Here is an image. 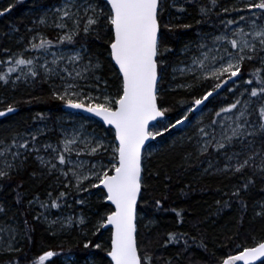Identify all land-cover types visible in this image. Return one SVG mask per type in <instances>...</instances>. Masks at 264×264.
<instances>
[{
    "label": "snow or ice",
    "instance_id": "1",
    "mask_svg": "<svg viewBox=\"0 0 264 264\" xmlns=\"http://www.w3.org/2000/svg\"><path fill=\"white\" fill-rule=\"evenodd\" d=\"M172 2L174 5L175 0ZM229 3L230 7L220 0H211L213 8L220 9L217 16L221 13L236 15L231 19L221 17L223 28L218 30L219 34L201 33L197 43L199 55H194L189 65L179 69L169 63L172 49L166 40L173 28L187 29L192 25L164 21L168 0H58L45 6L43 15L33 23L59 29L56 46L67 43L76 47L71 53L52 52L50 61L41 55H25L47 53L54 47L53 41L43 36L35 43L34 35L22 50L7 60H0V64L7 65V72L0 74V86L15 88L17 82L48 84L54 100L67 109L98 118L102 126H108L104 131L110 132L112 139L95 128L89 131L84 123L74 127L71 134L61 129L62 139L56 144L39 141L45 134L41 128L15 133L10 140L0 138V185L5 189L13 188L16 204L24 203L26 180L37 183L54 180L56 185L66 189L58 190L54 197L53 191L57 189L49 184L47 202L38 195L28 200L29 207L38 201L46 212L62 208L69 195L74 194V202L79 205H85L88 197L96 195L106 206L102 214H96L94 234L102 230L109 233L108 264H151V258L141 252L138 239V204L151 175L146 157L148 142L183 126L189 121L190 113L206 106L205 102L214 93L218 96L220 90L228 86L227 90L236 99L215 115H231H225L222 121L213 119L207 126H200L203 121H198L194 131L181 138L189 143L194 141L195 153L185 152L182 160L190 167L195 166L193 158L199 164H206L200 170L204 176H219L229 181L233 177L240 178L239 183L232 185L230 194L225 193L230 200L224 201L223 207H230L232 199L239 203L240 227L243 228L248 208L244 196L257 183L264 185V76L261 75L264 72V0H229ZM14 6L9 3L0 10V17L10 13ZM213 8L199 6L201 18L196 23H210ZM28 30L38 33L37 29ZM102 33L107 42V73L111 78L105 72L104 61L91 49L93 40L101 39ZM4 51L10 52V49ZM182 51L187 53L190 46L185 45ZM246 65H254L247 73L249 79H245ZM169 67L173 73L179 71L181 76L192 77L193 82L176 85L179 88L193 89L198 83L213 81L211 90L205 89L199 98H194L193 106L174 123L167 119L170 109L163 102L168 92L164 82ZM13 74H16L14 78ZM243 85L251 87L241 90ZM15 111L13 105H8L0 111V117ZM176 146L177 141H173L171 149ZM221 157L224 164L219 167ZM32 161L37 164L36 168L31 167ZM94 189L99 192H93ZM257 203L259 210L254 209V214L264 221V202ZM155 205L161 206V201L156 200ZM0 212L6 214V209L0 207ZM41 217L48 219L44 213L35 219L41 221ZM66 220L69 226L75 222L71 216ZM58 222L63 229L64 222L59 218L49 224L48 230L53 235L56 229L52 226ZM79 223L84 224L83 216ZM178 239L179 236L169 234L167 243ZM89 243L84 247L88 248ZM94 247L101 249L102 245L96 243ZM8 250L21 249L9 243ZM184 250H187V241ZM57 255L55 251H46L33 264H45ZM8 264H23V261L9 260ZM51 264H57L56 260H51ZM67 264H71V257L67 258ZM216 264H264V236L252 237L250 245H236L222 254Z\"/></svg>",
    "mask_w": 264,
    "mask_h": 264
},
{
    "label": "trees",
    "instance_id": "2",
    "mask_svg": "<svg viewBox=\"0 0 264 264\" xmlns=\"http://www.w3.org/2000/svg\"><path fill=\"white\" fill-rule=\"evenodd\" d=\"M31 1H34V5H31ZM55 1L58 0H0V10L9 3L15 5L10 13L0 17V60H7L10 53L15 50V43L9 34L12 25L19 30L16 31L19 36L28 39L24 31L25 24L30 22L26 18V13L40 5L49 6ZM220 3L228 4L230 7L229 0H220ZM199 6L213 8L211 0H177L174 5L172 0H168L164 21H170L173 25H192L187 29L173 28L168 34L166 43L172 49V53L169 54V63L172 66L180 61V51L187 42L200 38L201 33L222 29L221 17L230 19L234 16V13L232 16L223 13L217 16L216 13L220 9L213 8L210 23L197 24L196 21L201 18ZM173 17H179L182 20L173 19ZM213 24L215 27H212ZM46 33L53 40L54 32L51 30ZM101 36V39L93 40L91 49L104 61L107 73V42L103 38V33ZM5 48L10 49V52L4 51ZM253 67L254 65L245 66V79L251 78L247 73ZM5 72H7V65L0 64V74ZM107 75L111 78L110 73ZM261 75L264 76V72H261ZM164 87H166V80ZM208 88L211 86L192 93L181 89L168 90L163 97L165 106L170 109L167 119L174 123L179 115L192 106L191 101L199 98L200 94ZM231 96L227 89L221 91L218 96L214 93L207 105L216 106L229 102ZM0 97L7 100L0 103V111L5 110L8 105H13L18 110L14 115L0 120V134L6 133L9 127H14L16 132L21 133L23 128L33 127L44 121L54 125L57 115L64 107L60 101L51 97L49 85L39 82L13 91L0 86ZM178 132L180 133L179 129L175 128L165 133L164 137H160L163 140L162 145L155 154L147 157L151 175L148 176L138 204L140 250L151 258V264H168L169 261L171 264H216V260L222 254L233 250L236 245H250L252 237L260 239L264 236V221L254 214V209L259 210L257 202H264V191L261 190L264 185L257 183L244 196L248 208L244 214L243 228H241L239 203L232 199L230 207H223V202L230 200V196L225 193L230 194L232 185L239 183L240 178L233 177L229 181L219 176L201 175L200 170L207 165L197 163L195 158H193L194 167L184 164L182 160L184 153H195V150L190 144L176 138ZM12 136L13 134L10 135ZM173 141H177V146L171 149ZM181 143L183 147H180ZM182 164L184 166H181ZM31 167H37L34 161L31 162ZM47 187V183L26 180L24 203L17 205L13 188L5 189L0 185V207L6 209V214L0 212V222L16 223L22 234L21 242L17 247L21 250L0 252V264H8L9 260L33 264L34 261H38L40 255L49 250L55 251L58 255L45 261V264H51V260H56L57 264H64L62 258L68 256H73L80 263L87 262L92 256L97 264H108L109 233L102 230L101 233L94 234L93 227L97 212L102 214L105 210V202L98 198L89 200V209L88 207L83 209L88 218L87 225L81 228L84 235L74 230L73 234L61 240L51 235L42 221L35 219L36 212L39 210L43 213L44 210L38 208L34 211V208L29 207L27 203L29 199L37 195L40 200L47 198L45 197ZM95 191L98 193L99 189ZM53 196L56 195L53 194ZM156 200L161 201V206L155 205ZM217 201H221V204H217ZM25 220L28 222L27 225ZM29 228L33 230L29 231ZM169 234L179 236L178 241L173 240L167 243ZM185 241H187L186 251L184 250ZM85 243H89L88 248L84 247ZM96 243H101L102 248H95Z\"/></svg>",
    "mask_w": 264,
    "mask_h": 264
},
{
    "label": "rangeland",
    "instance_id": "3",
    "mask_svg": "<svg viewBox=\"0 0 264 264\" xmlns=\"http://www.w3.org/2000/svg\"><path fill=\"white\" fill-rule=\"evenodd\" d=\"M176 1L177 0H175V2ZM57 2L58 1L52 2L49 6H51L52 4H55ZM31 5H34V1H31ZM230 6H231V4H230ZM44 11H45V6L40 5L38 7H35L34 9L29 10L26 13V18H28L30 21L28 24H25V28H24L25 33L28 35V39H24L23 37L19 36L16 33L17 27L12 25V30L10 31L9 34H10L11 39L15 43L14 44L15 50L12 51L10 53V55L22 50L24 45H27L29 43V41H31L33 39L34 35H35V41H34L35 43L40 42L41 36H43L45 39H50V36H48V34L46 32L51 31V30L54 32V34L52 35L53 36L52 41H53L54 47L50 48L47 53H44V52H39V53L28 52V53H25V55H33V56L41 55V56H45L50 61L52 59V56H51L52 52L59 53V52L63 51L65 53H71L74 50V48L76 46L71 45V44H67V43L64 45L56 46V45H58L57 34L60 32L59 29L54 30L52 28H45L42 25H38V24L33 23L34 21H36L38 19L39 16L43 15ZM235 15L236 14L234 13V16ZM179 20H182V18H179ZM28 29H37L38 33L30 32ZM208 32H212L213 34H219L218 30L217 31H208ZM210 40H211V37H209V42H210ZM199 41H200V38H198L192 42H187L185 45L190 46V51H188L187 53L182 51V49H184V47H185V45H184V47H182V49L180 51V55H181L180 61L177 64H175L173 67H176L177 69H179V68H184L187 65H189L191 63L192 57L194 55H199V50L197 49V43ZM181 61H183V63H181ZM16 74H19V73H16ZM16 74L13 75V78ZM173 75L176 76L175 80L172 79ZM186 82H193L192 77L190 75L181 76L179 71H177L176 73H173L172 68L171 67L168 68V75L166 77V88H168V90H176V89L180 90L181 89V90H185L189 93H192L195 90L204 89L206 86L210 87L213 83V81H210V80L205 81L203 83H198L197 86L193 89H185V88L176 87V85H178L180 83H186ZM229 84H231V82H229ZM169 85H171L172 87H169ZM29 86H30V84L17 82V86L15 88H13L11 85L3 86V87H7L8 90L13 91V90L19 89L21 87L27 88ZM227 87L228 86H225V89H227ZM243 87H251V86L243 85V86H241V90H243ZM225 89L220 90V92L224 91ZM207 90H211V88H208ZM230 94L232 96H231V100L229 102L220 103L216 106H210L209 104L208 105L206 104V106L201 111L190 113L189 114V121H186L183 126H177L176 129H179L180 133L178 132L179 134H177L176 138L181 140L182 137L189 136L194 131L195 126L197 125L198 121H201V120L203 121V123L200 126H207L210 123V121L213 119L218 120V121H222L225 115H231V114H224V113H222L220 117H217L215 115V113L218 112L221 107H227L229 103L233 102L236 99V97L232 94V92H230ZM6 101H7L6 98L0 97V103L6 102ZM68 113H72L73 115L70 117L68 115ZM254 118L255 117H253V119ZM174 122H175V120H174ZM80 123H84L85 126L89 128V131H91L92 128H95L96 131L98 133H100L101 135H106L107 139H109V140L112 139V134L110 132H105L104 130L106 128L104 126H102L101 123H99L98 121H96L92 118L83 116L81 114H77V113L65 110L64 107L62 108V111L57 115L56 120L54 122V125H52L51 122H49V121H44V122L38 123L36 126L30 127V128H23L24 130L21 133L31 132V131H34L38 128H41V129H44L45 134L39 137V141L40 142L48 141V142H51L53 144H56L57 141L62 139L61 129L65 130L69 134H71L72 129L74 127H79ZM216 130L219 133L220 128L218 125L216 126ZM15 133H18V132H16L15 128L9 127V129L7 130L6 133L0 134V138H6V139L10 140L11 139L10 135L11 134L14 135ZM182 142H186L187 144H190L191 147L195 150L194 141L192 143H189L186 140H183ZM162 143H163V140H161L160 137H158L156 140L152 141L151 144H149L150 147H148V149L146 151V157H150L153 154H155L158 151V149L160 148V146L162 145ZM82 158L87 159V160H91V161H94V159H95V158H91V157H82ZM219 159H220V163L218 166L222 167L224 164V160L222 157ZM0 166H2V162H0ZM36 166H37V164H36ZM43 183L48 184L47 190H50L49 184H52L54 186V188L57 189V191H53V194H55V195H57L58 190H66V189L60 188L59 185H56L54 180H46ZM95 190L96 189H94L93 192L96 193ZM82 195L85 197L88 196L87 193H83ZM45 197H47V195ZM97 198L98 197L96 195H93L91 197H88V200H95ZM47 200H48V197L43 199V201H45V202H47ZM68 205H71V207H69ZM88 205H90V204L89 203H86L85 205L76 204L74 202V194L69 195L67 198V204L63 205L62 208L51 209L50 212H46L43 209L44 210L43 213L48 216V219L45 221V220H43V217H41V221L45 224L47 229H49V224L54 219L59 218V221L64 222L63 229H61L59 222L56 225L52 226L53 228L56 229L55 235H53L48 230L51 233V235L57 236V238H61V240H64V239H66V237L68 235L73 234L72 232L74 230L77 232H80L84 235V232L81 230V228L87 225L88 218L85 216V213H84L85 210L83 211V209L87 208ZM32 207L34 208V211H36L38 208H40L38 205V201L36 203H34L32 205ZM88 209H89V207H88ZM41 213L42 212H40L38 210L36 212V216L40 215ZM69 216L73 217L74 221H75L73 224H71V226L68 225L67 220H66V218ZM82 216L84 217V224L79 223V219ZM21 239H22V234H21L16 223H9L7 221L0 222V252H2V253L10 252L8 250L9 243H11L15 248H17L21 242ZM68 257H71V264H86V263L97 264L94 257H92V256L88 259L87 262H82V263L77 262V260L73 256H68ZM68 257L62 258V261L64 264H67V258Z\"/></svg>",
    "mask_w": 264,
    "mask_h": 264
},
{
    "label": "water",
    "instance_id": "4",
    "mask_svg": "<svg viewBox=\"0 0 264 264\" xmlns=\"http://www.w3.org/2000/svg\"><path fill=\"white\" fill-rule=\"evenodd\" d=\"M205 103H206V102H205ZM202 108H203V105H202V106L200 107V109H198L197 111H200ZM64 109H65V110H68V111H71V112H74V113H77V114H81V115L86 116V117H89V118H92V119L98 121L99 123H101V122L99 121L98 118H96V117H94V116H91V114L75 112L74 110L67 109V108H65V107H64ZM17 111H18V110L16 109V111L13 112V113H17ZM197 111H195V112H197ZM13 113H8L6 116L11 115V114H13ZM6 116H4V117H6ZM4 117H0V119H2V118H4ZM154 123H155V122H154ZM103 126H104L106 129H107V127H108V126H106V125H103ZM150 143H151V141L148 142V145H149ZM108 259H109V258H108Z\"/></svg>",
    "mask_w": 264,
    "mask_h": 264
},
{
    "label": "bare ground",
    "instance_id": "5",
    "mask_svg": "<svg viewBox=\"0 0 264 264\" xmlns=\"http://www.w3.org/2000/svg\"><path fill=\"white\" fill-rule=\"evenodd\" d=\"M6 14H8V13H6ZM6 14H5V15H6ZM5 15H4V16H5ZM230 82H231V81H230ZM207 103H208V101H206L205 105H206ZM204 107H205V106H203V108H204ZM203 108H202V109H203ZM202 109H201V110H202ZM201 110H200V111H201ZM197 112H199V111H197ZM14 114H15V113H13V114H11V115H8V116H6V117L12 116V115H14ZM6 117H4V118H2V119H0V120L5 119ZM151 142H152V141H151Z\"/></svg>",
    "mask_w": 264,
    "mask_h": 264
}]
</instances>
